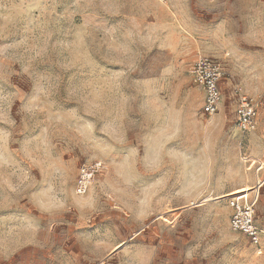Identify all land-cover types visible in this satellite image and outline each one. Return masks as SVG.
<instances>
[{
    "label": "clouds",
    "instance_id": "1",
    "mask_svg": "<svg viewBox=\"0 0 264 264\" xmlns=\"http://www.w3.org/2000/svg\"><path fill=\"white\" fill-rule=\"evenodd\" d=\"M189 2L0 0V220L31 221L36 240L45 243H54L56 229L70 224L91 258L154 264V237L135 238L121 221L143 225L174 212L173 230L194 243L184 241L169 264H264V248L251 252L250 234L231 222L232 205L213 196L223 110L208 119L189 115L181 94L195 78L185 75L190 61L216 57L223 61L221 72H243L232 46H264V27L237 36L224 18L215 28H201L202 38L187 25L181 32L176 9ZM206 3L202 10L209 14L232 11L229 0ZM163 23L168 27L152 37ZM241 88L251 98V126H261L264 71L247 72ZM154 103L159 116L148 111ZM170 118L178 131L156 151L153 139ZM209 120L218 125L210 143ZM259 157L251 150L242 158L250 167L227 180L241 189L254 186L264 178ZM205 158L212 161L207 187L186 197L191 162ZM153 186L151 202L142 204L143 192ZM258 210L264 216V208ZM114 225L127 234L125 244L114 242ZM29 246L0 254V264H16Z\"/></svg>",
    "mask_w": 264,
    "mask_h": 264
},
{
    "label": "rangeland",
    "instance_id": "2",
    "mask_svg": "<svg viewBox=\"0 0 264 264\" xmlns=\"http://www.w3.org/2000/svg\"><path fill=\"white\" fill-rule=\"evenodd\" d=\"M179 4H183L184 0H176ZM203 0H190L187 6L182 11L176 9L177 19L180 18V31L183 32L185 25L189 26L197 34L201 35V28L212 29L216 24L224 18L231 21V28L237 36H244L248 34L253 26L256 30L260 31L264 27V0H229V8L232 11L225 13V15L217 16L215 13L209 14L202 10ZM223 2V0H222ZM205 6H207L205 0ZM79 19V18H78ZM150 19H154L150 17ZM114 22V21H113ZM168 24H160L156 31L153 32L152 37L159 38L156 32L162 31L167 28ZM150 37L149 39H151ZM233 54L240 62V67L244 69L243 72L236 71L224 72L226 74L222 86V102L223 108L220 106L221 114L223 110L224 115V134L221 136L219 150L220 158L217 165L216 174L213 177V183L217 185L214 189V199L229 204L222 197L223 194H218L219 188H226L230 190L235 187L233 182H229L227 177L231 173L240 171L244 167H250L245 164L244 159L247 158L251 150H256L260 153L259 158H264V121H261V126L257 130L243 134L236 126V113L238 108V101L235 95V90L241 88L242 81L246 73L256 70L257 74L264 71V46L258 44H247L243 41H238L232 46ZM217 61L220 65L223 63L216 57H207ZM196 61H190L191 68ZM186 76H192L190 72L185 73ZM183 97L187 98L186 112L189 115L195 114L197 118L208 119L204 109L205 93L202 88L197 86L193 79L185 84L181 90ZM245 94V93H244ZM264 102V97L261 98ZM152 115L159 116L161 109L159 104H152L148 109ZM218 125L209 120L206 132L208 134V141L211 142L213 133ZM178 128L175 126L174 120L170 118V122L161 127L154 137L152 146L156 151L162 150L168 142L175 136ZM174 158L181 159L179 154H173ZM252 161H256L253 158ZM261 167H264L261 166ZM253 171H256L253 169ZM212 173V161L210 159H201L199 161L191 162V183L188 191L185 193L186 197L190 196L193 192L199 191L207 187L208 181ZM264 182V178L257 177L256 183H246L244 188L250 187L248 193L241 195H248L249 200L256 201V224L261 231V246L257 249L249 241V250L255 253L257 250L264 248V216H261L259 208H264V183L259 187L258 184ZM222 183V186H221ZM243 188V189H244ZM156 187L146 189L143 192L142 204L150 203L156 192ZM237 191L242 190L236 188ZM227 191V192H228ZM235 194H239V193ZM225 192V193H227ZM253 193L255 196H253ZM49 201V204H53ZM119 214H113V219H116ZM231 218V217H230ZM176 214L174 212L161 213L146 224L138 225L130 221H121L122 227H127L132 236L135 238H153L154 246L158 249V255L154 260V264H169L174 260L183 246L184 241H191L187 233L182 230H173L176 223ZM70 223H76L72 217H68ZM16 223V224H13ZM101 229L98 228L97 231ZM112 238L115 243L125 244L128 238L126 233L120 231V228L113 226L111 229ZM25 247L23 252L17 257L16 264H119L118 257H105L103 260L91 258L90 254L82 252L81 246L73 239V230L70 224H63L56 229V237L54 243H45L43 238L37 241L35 237V228L31 221L25 219L19 221H4L0 220V254H9L17 249ZM259 253H257V256Z\"/></svg>",
    "mask_w": 264,
    "mask_h": 264
},
{
    "label": "built area",
    "instance_id": "3",
    "mask_svg": "<svg viewBox=\"0 0 264 264\" xmlns=\"http://www.w3.org/2000/svg\"><path fill=\"white\" fill-rule=\"evenodd\" d=\"M221 65L210 58H204L196 61L190 71L195 78L194 83L202 88L205 93L204 109L208 117L220 111L222 102V86L226 74L221 72ZM238 100V108L236 113V126L243 134L252 133L257 127L251 125L255 121V115L251 110V98L247 97L240 89L235 90ZM259 111V110H256ZM264 182H260V187ZM228 202L234 208L231 216V222L242 232L249 233V241L256 247L261 246V231L256 224V201L249 200L248 195L236 194L228 199Z\"/></svg>",
    "mask_w": 264,
    "mask_h": 264
},
{
    "label": "crops",
    "instance_id": "4",
    "mask_svg": "<svg viewBox=\"0 0 264 264\" xmlns=\"http://www.w3.org/2000/svg\"><path fill=\"white\" fill-rule=\"evenodd\" d=\"M204 91V90H203ZM237 98V97H236ZM238 101V100H237ZM256 163V161H252V164H255ZM263 166V165H262ZM236 188H238V187H232L229 191L228 190H226V188H219V190H217V191H219L218 192V194H223L222 195V197H220V198H225L226 200L225 201H228V199L231 197V196H233V195H236L235 193H236ZM228 191V192H227ZM225 192H227V193H225ZM252 193H250V194H248V196L249 195H251ZM231 219V218H230ZM254 246V245H253ZM255 248H259V247H256V246H254Z\"/></svg>",
    "mask_w": 264,
    "mask_h": 264
},
{
    "label": "bare ground",
    "instance_id": "5",
    "mask_svg": "<svg viewBox=\"0 0 264 264\" xmlns=\"http://www.w3.org/2000/svg\"><path fill=\"white\" fill-rule=\"evenodd\" d=\"M250 190H251L250 187H246V188H244L242 190L237 191V193H239V194L248 193Z\"/></svg>",
    "mask_w": 264,
    "mask_h": 264
}]
</instances>
